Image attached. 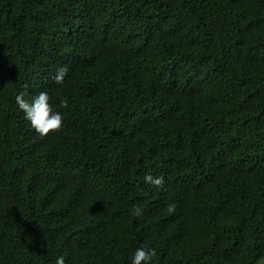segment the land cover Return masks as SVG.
<instances>
[{
	"label": "trees",
	"instance_id": "trees-1",
	"mask_svg": "<svg viewBox=\"0 0 264 264\" xmlns=\"http://www.w3.org/2000/svg\"><path fill=\"white\" fill-rule=\"evenodd\" d=\"M39 91L45 137L14 100ZM137 247L264 264V0H0V264Z\"/></svg>",
	"mask_w": 264,
	"mask_h": 264
},
{
	"label": "clouds",
	"instance_id": "clouds-1",
	"mask_svg": "<svg viewBox=\"0 0 264 264\" xmlns=\"http://www.w3.org/2000/svg\"><path fill=\"white\" fill-rule=\"evenodd\" d=\"M67 73L68 69L66 67H60L52 79L55 83L60 84L64 81ZM14 100L17 108L21 110L24 120L41 137L47 136L49 132L59 131L62 127L63 114L52 106L47 91H39L31 100L25 99L24 93L21 92L15 96ZM61 105H64L63 101H61ZM144 182L159 187L163 184L164 177H153L149 173L144 176ZM155 256V248L137 247L133 251L130 260L131 264H152ZM55 264H65L64 255L58 256Z\"/></svg>",
	"mask_w": 264,
	"mask_h": 264
}]
</instances>
